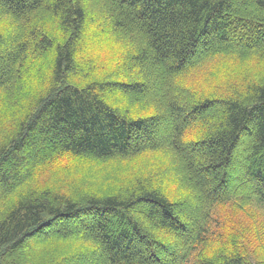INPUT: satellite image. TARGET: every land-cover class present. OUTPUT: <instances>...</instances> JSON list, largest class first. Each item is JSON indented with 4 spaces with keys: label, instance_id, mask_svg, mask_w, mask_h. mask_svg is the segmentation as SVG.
<instances>
[{
    "label": "trees",
    "instance_id": "trees-1",
    "mask_svg": "<svg viewBox=\"0 0 264 264\" xmlns=\"http://www.w3.org/2000/svg\"><path fill=\"white\" fill-rule=\"evenodd\" d=\"M0 264H264V0H0Z\"/></svg>",
    "mask_w": 264,
    "mask_h": 264
},
{
    "label": "rangeland",
    "instance_id": "rangeland-1",
    "mask_svg": "<svg viewBox=\"0 0 264 264\" xmlns=\"http://www.w3.org/2000/svg\"><path fill=\"white\" fill-rule=\"evenodd\" d=\"M87 32H89L88 35H90L91 37V40H89L88 42L97 43V41L93 38L98 37V35L93 33L92 27H90ZM84 41H86L85 38ZM87 53L88 52L84 50L82 57L85 58ZM68 163H69L68 161H65V166L66 164L68 165ZM85 163L86 165L80 164V166H74L72 170L67 169L64 172L57 173V175H59L60 177H64V180L68 179V181H71L73 178L78 180L81 179L87 167L90 170V172H93L95 168L99 169L98 167H100L97 173L95 175H92V177L88 180V184L92 185L94 190L99 191L104 187L111 188L115 184H118L119 181H125V179L129 177V174L130 173L133 174L135 171H138L137 174L144 177L145 174H147V172L149 171H152L153 168V163L149 161L146 157H138V158L136 157L134 159H131L127 163L126 162L120 163L119 161H117L111 163L107 162L103 164H97V166L91 162H85ZM241 175L242 174H240V172H237L235 176H237V178L239 179L237 180L234 178L232 181L230 180V184L232 186L236 185L238 187L245 185L246 184L245 179Z\"/></svg>",
    "mask_w": 264,
    "mask_h": 264
}]
</instances>
